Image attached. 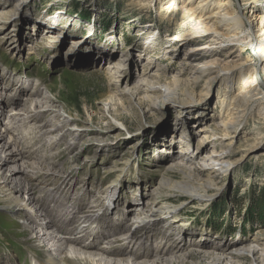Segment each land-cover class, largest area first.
<instances>
[{"label":"rangeland","instance_id":"obj_1","mask_svg":"<svg viewBox=\"0 0 264 264\" xmlns=\"http://www.w3.org/2000/svg\"><path fill=\"white\" fill-rule=\"evenodd\" d=\"M254 5L264 13V0ZM184 15L179 8L162 12L158 0L149 4L139 0H0V127L7 131V139L15 137L18 146L24 147L23 161L37 163L45 172L51 168L55 173H73L63 187L87 200V204L78 200L79 207L86 211L95 207L92 215L106 213L102 225L98 221L91 225V232L100 233L107 222L123 221L125 227L136 221L126 215L128 202L143 210L152 208L166 188L164 179L176 186L207 180L209 171H200L199 158L229 152L223 156L230 154L233 171L219 181L221 190L213 191L212 199L200 202L176 191L169 201L177 207L181 228L190 234L183 235L187 245L197 244L187 249L217 254L216 258L189 259L191 264H264V217L247 223L255 199L264 192V147L255 150L264 141V119L250 117L243 127L246 136L222 140L215 118L220 109L218 88L201 108L185 99L172 102L166 97L169 89L188 91L193 72L213 61L224 62L230 52L243 60L257 59L250 48L252 39L234 46L214 44L213 36L202 41L207 35H194L197 22ZM175 35L184 44L174 46L170 39ZM242 36L247 39L250 32ZM206 44L214 47L211 53H205L201 61L190 60ZM259 74L264 81V70L259 69ZM144 75L154 92L140 104L126 84L132 88ZM204 83L194 89L197 98L204 93ZM49 108L53 110L46 114L52 120L49 130L56 129L55 124L63 128L47 137L49 144L58 142V146L40 148L43 142L36 137V126L42 123L26 120L25 115L42 114ZM184 151L190 161L182 158ZM12 187L0 191V207H11L0 209V261L10 256L12 264H34L36 258L44 264L46 250L27 230L33 226L28 216L6 197ZM16 196L21 201L28 198L25 193ZM160 241L153 240L149 251ZM223 245L228 246L224 253L212 248ZM125 249L132 250L128 244ZM232 252L243 257L235 258Z\"/></svg>","mask_w":264,"mask_h":264},{"label":"bare ground","instance_id":"obj_2","mask_svg":"<svg viewBox=\"0 0 264 264\" xmlns=\"http://www.w3.org/2000/svg\"><path fill=\"white\" fill-rule=\"evenodd\" d=\"M158 1L162 3V12L172 13L178 8L183 9L185 18L189 17L197 22L193 30L194 35L196 33L201 36L207 35L201 38L202 41H206L213 36V40L216 41L214 44L234 46L252 39L250 43L256 46L254 53L257 59L250 56L243 60L241 55L230 52L225 56L224 62L213 61V63L199 67L193 72V79L190 82L188 91L177 93L176 90L169 89L166 94L167 99L172 102L185 99V101H190L191 105L194 103V105H200L201 108L204 102L208 103L207 101L211 95H215L214 91L218 88L216 99L220 109L215 118L219 121L218 125L223 133L221 139H235L246 136L243 127L250 117L256 116L259 119H264V81L260 82L258 67L260 60L264 61V13L260 8L254 7V4H257L259 0H252V4L248 2L249 0H243L242 5L238 4V0ZM139 2L149 4L153 0H139ZM249 5L253 7L251 8ZM246 31L250 32L247 39L242 36ZM193 33L188 36H192ZM170 41L175 42L174 46L184 44L181 36L175 35ZM191 41L188 40V42ZM213 48L209 44L200 47L198 54L190 56V60L201 61L205 59L207 57L205 53H211ZM208 49L210 51L206 52ZM244 50L241 47V52L245 53ZM118 66L121 68V63ZM262 69L264 70V64ZM137 80L130 89H128L127 83L126 90L131 93L133 98L136 97V100L141 104L146 97L147 99L151 98V92L154 91L148 75H144ZM202 83L205 84L204 93L201 96L198 95L197 98L194 89ZM144 93L145 95H143ZM115 106L116 104L112 106L113 109ZM50 111L53 110L49 108L42 114H24L26 120L42 123V125L36 126V137H38L40 143L43 142L40 148L49 146L55 148L59 145L58 142L49 144L47 139L50 133L59 132L63 128L61 124H55L56 129L49 130L52 120L46 114ZM113 112L118 114L116 110ZM14 115L19 116L21 114ZM6 133L7 131H3L0 127V191L3 192V189L13 184L12 188L6 190V197L10 199L11 204L12 202L16 203L20 211L28 216V222L33 226L29 225L27 230L34 234L33 239L41 245L42 249L46 250L44 264H191L189 259L194 261L196 259L216 258L217 254L215 252L187 249L189 246L197 244H191V242L187 245L183 235L190 234H187L181 228L179 216L176 213L177 207L173 206L169 200L170 197L175 195L176 191L182 195L197 197L200 202L203 201L202 199H212L211 193L213 191L219 193L221 190L219 181L233 171L234 164L230 162V154L223 156L229 152L222 153V156H215L217 154L215 152V155L209 154L206 157L202 155L199 158L200 171H209L207 180L202 183L188 180L176 186L171 179H164L168 185L163 186L166 188L161 190L160 197L157 198V202H154L152 208L143 210L139 205L128 202L126 204L128 206L126 215H128V219L131 216L136 217V221L133 224L128 223L125 227L123 221L120 224L107 222V225L104 224V232L100 233L96 229L91 232V225L96 221L102 225L100 221L105 222L101 219L106 213L101 215V211H98L99 213L97 212L95 216L92 215V213H95V210H93L95 207L92 206L87 211L85 207H79L76 205L78 200L83 204H87V200L84 198L78 199L77 196L74 197L71 192L67 193L65 187H63L73 173L66 174L62 170L55 173L51 168L48 172H45V169L37 163L23 161L26 153L24 147L18 146L19 140L15 137L7 139ZM263 142L256 144L255 150H261L264 147ZM231 143L228 148H230ZM182 154V158L188 161L187 151ZM22 161L24 163L20 164ZM182 169L185 172L189 170L185 166ZM6 171L10 175H6ZM23 176L25 180H21ZM25 181H28V184L24 186ZM51 182V189H48ZM17 193L18 195L21 193L28 195L27 201H21L16 196ZM39 194L40 197L36 198L35 196ZM71 201L74 202L72 207L70 206ZM10 208V206L0 207V209ZM118 209L120 208L117 207ZM85 213H88V215L85 216ZM97 215L98 217H96ZM66 216L68 218L64 219ZM166 219L171 221H168L167 226H164ZM40 228L42 231L38 230ZM124 232L127 233L123 235ZM120 233L122 235H119ZM158 239L162 240L160 241L161 244L154 246L153 251L150 252L149 249L153 248L150 245L151 242ZM127 244L132 248L131 251L125 249ZM209 245L210 243L200 245V247L206 248ZM227 247V245H223L212 248L219 253H224ZM18 252L24 254L21 251ZM250 252L252 253V251ZM253 254L256 255L257 251H253ZM124 255L127 256L126 259L121 258ZM232 255L235 258L243 257V254L238 252H232ZM8 257L5 261H0V264H12V258ZM220 258L222 259V257ZM40 262L41 260L36 258L34 264H40Z\"/></svg>","mask_w":264,"mask_h":264},{"label":"trees","instance_id":"obj_3","mask_svg":"<svg viewBox=\"0 0 264 264\" xmlns=\"http://www.w3.org/2000/svg\"><path fill=\"white\" fill-rule=\"evenodd\" d=\"M248 213L251 216V218L247 221L249 224H253L256 219L261 220L264 217V192L258 195L257 199L254 201L253 208ZM256 216L259 218H256Z\"/></svg>","mask_w":264,"mask_h":264}]
</instances>
